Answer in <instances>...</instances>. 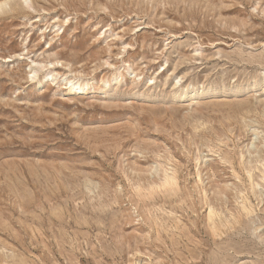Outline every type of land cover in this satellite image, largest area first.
I'll list each match as a JSON object with an SVG mask.
<instances>
[{
	"label": "rangeland",
	"instance_id": "rangeland-1",
	"mask_svg": "<svg viewBox=\"0 0 264 264\" xmlns=\"http://www.w3.org/2000/svg\"><path fill=\"white\" fill-rule=\"evenodd\" d=\"M0 5V264H264V0Z\"/></svg>",
	"mask_w": 264,
	"mask_h": 264
},
{
	"label": "bare ground",
	"instance_id": "bare-ground-1",
	"mask_svg": "<svg viewBox=\"0 0 264 264\" xmlns=\"http://www.w3.org/2000/svg\"><path fill=\"white\" fill-rule=\"evenodd\" d=\"M2 5H3V4H2ZM2 5H0V8H1V9H2ZM4 5H7V3H4ZM2 12H4V11H2ZM72 88L75 89L76 86H75V87L72 86ZM252 170H253V169H252ZM256 170H258V169H256ZM249 173H250V172H249ZM249 173H247V174H249ZM251 173H252V172H251ZM167 174H168V173H167ZM261 174H262V173H261ZM251 175H252V174H251ZM263 176H264V174H263ZM252 179H253V178H252ZM172 181H173V179L171 180V178H169V176H168L167 179L165 178V181H164L165 183H164V184H165V185H166V184L169 185V184H171V183H174V182H172ZM164 184H163V185H164ZM171 188H172V186H171ZM245 205H246V204H245ZM245 205L243 206V211L246 212V214H249V213H250V209H248V207H246ZM214 211H215V210H214ZM215 214H216V213H215ZM216 217H217V216H216ZM214 219H215V218H214ZM210 220H211V219H210ZM212 221H213V220H212ZM213 222H214V221H213ZM215 228H216V227H215Z\"/></svg>",
	"mask_w": 264,
	"mask_h": 264
}]
</instances>
